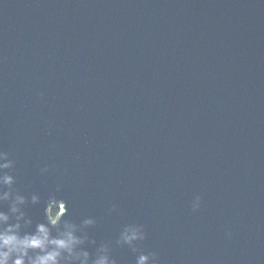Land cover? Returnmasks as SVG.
<instances>
[{
  "label": "water",
  "instance_id": "1",
  "mask_svg": "<svg viewBox=\"0 0 264 264\" xmlns=\"http://www.w3.org/2000/svg\"><path fill=\"white\" fill-rule=\"evenodd\" d=\"M0 150L21 234L52 196L90 259L264 264V0H0Z\"/></svg>",
  "mask_w": 264,
  "mask_h": 264
},
{
  "label": "clouds",
  "instance_id": "2",
  "mask_svg": "<svg viewBox=\"0 0 264 264\" xmlns=\"http://www.w3.org/2000/svg\"><path fill=\"white\" fill-rule=\"evenodd\" d=\"M14 161L9 159V154L0 150V202H9L8 211L0 210V264H116L109 255V245L101 243L94 257L90 259V253L85 249L76 251V246L88 239L87 234L77 236L76 226L68 222L64 223V230L53 236L51 228H56L61 222L65 212V201L56 200L58 210L53 211V197L45 202V221L37 223L32 232H19L21 219L25 213L21 205L26 203L29 197L18 193L13 185L15 177L11 174ZM10 171H5V170ZM48 171L47 166L40 169L41 174ZM59 191V186H57ZM40 197L33 193L30 202L36 204ZM193 210L200 207V196L196 195L191 203ZM113 205L110 211H115ZM9 213L14 214L15 223H8ZM25 223L29 221L25 220ZM95 223L93 218H85L81 221L83 226ZM145 239L144 226L142 224H126L116 239L117 245H127L133 253H136L135 264H157L156 253L144 252L138 247L139 242ZM30 252L32 253L30 255Z\"/></svg>",
  "mask_w": 264,
  "mask_h": 264
},
{
  "label": "trees",
  "instance_id": "3",
  "mask_svg": "<svg viewBox=\"0 0 264 264\" xmlns=\"http://www.w3.org/2000/svg\"><path fill=\"white\" fill-rule=\"evenodd\" d=\"M57 209H58V206L56 205V204H53V211H57Z\"/></svg>",
  "mask_w": 264,
  "mask_h": 264
},
{
  "label": "rangeland",
  "instance_id": "4",
  "mask_svg": "<svg viewBox=\"0 0 264 264\" xmlns=\"http://www.w3.org/2000/svg\"><path fill=\"white\" fill-rule=\"evenodd\" d=\"M58 210V209H57Z\"/></svg>",
  "mask_w": 264,
  "mask_h": 264
}]
</instances>
